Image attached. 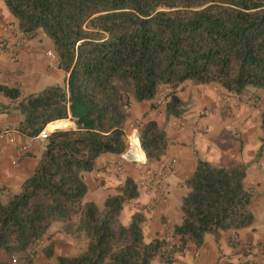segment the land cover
Listing matches in <instances>:
<instances>
[{
  "label": "trees",
  "instance_id": "1",
  "mask_svg": "<svg viewBox=\"0 0 264 264\" xmlns=\"http://www.w3.org/2000/svg\"><path fill=\"white\" fill-rule=\"evenodd\" d=\"M1 1L20 34L42 33L51 40L57 69L65 75L62 85L37 94L0 85V95L20 117L16 132L33 138L61 120L74 127L54 130L39 143L36 168L18 192L0 187V264H36L39 258L53 264L160 259V239L144 240L143 214L134 213L128 225L120 219L124 206L139 196L135 179L126 176L99 210L83 201L84 176L101 156L125 151L132 101L154 104L163 90L165 116L179 118L184 110L177 91L186 83L216 85L239 98L250 88L264 92V0ZM135 126L146 163L158 162L168 146L166 132L151 120ZM260 141L257 156L264 152V107ZM246 172L241 163L217 167L197 161L180 199L181 222L171 227L181 245L199 248L206 235L217 239L254 224ZM74 220L85 250L55 256L49 228ZM3 256L10 261L2 262Z\"/></svg>",
  "mask_w": 264,
  "mask_h": 264
},
{
  "label": "crops",
  "instance_id": "2",
  "mask_svg": "<svg viewBox=\"0 0 264 264\" xmlns=\"http://www.w3.org/2000/svg\"><path fill=\"white\" fill-rule=\"evenodd\" d=\"M37 36L27 38L20 34L17 31L15 20L0 0V42L4 41L7 44V46L0 47V85L15 87L23 95H28L37 94L48 86L64 83L65 75L57 69L56 58L44 54V51L34 44ZM188 84L190 83H186L185 86ZM197 86L196 94H192L191 97L190 94L188 95L189 101L182 97L184 90L177 94L183 105L188 107L179 118L166 117L163 110L160 114L161 109L156 110L150 102L135 103L131 107L132 117L144 116L146 121H155L159 127L165 125L164 131L168 138L167 149L158 162L148 164L149 166L146 164L147 170L161 165L169 166L173 163L166 181L167 193L162 202L154 201V192L139 189L138 198L127 203L121 212L120 219L124 225L131 222L134 213L143 214L145 221L142 232L146 243L153 239H160L168 229L181 222L180 210L177 215L172 210L176 200L174 190L177 187L181 189L185 187V182L192 176L198 160L217 167H229L237 163L247 165L252 158L257 156L261 147L259 134L256 142L252 143H245L244 140L233 137V126L224 119L221 112V109L225 110L228 105H225L224 101L232 100L230 95L225 94V91L216 85ZM221 94H223V101L220 99ZM191 102L194 103L189 107ZM237 110L245 118L244 121L240 120L241 123H246L244 125L247 126L250 122L246 117L248 109L241 105ZM19 121L20 117L12 109L11 102L0 95V132L4 130L13 132L10 138H0V187L11 193L18 192L22 182L32 175L42 153V145L39 143L25 153L20 151L26 139L18 135L15 130ZM61 121H65V126L68 127L56 128L52 125L58 121L50 123L49 126L55 130L74 127V124L68 120ZM244 125L241 124L242 127ZM242 130V133L246 134L244 129ZM115 157L117 156L110 154L101 156L97 160L95 170L84 176L87 193L91 192L95 196L101 192L104 201L108 196L116 194V189L122 184L116 178V175L120 174H117L113 168L106 167V164ZM261 167L252 169L254 180L256 178L261 180V173L264 178ZM138 168L142 167L138 166ZM138 172L139 170L129 171L126 176H132L137 182L141 178ZM247 174L246 172L244 186H246ZM257 185L256 182L253 187L250 185L245 187L253 194V214L255 208L253 199ZM260 197L262 198L263 195ZM90 202L95 204L94 201ZM175 216L177 222L171 223L170 219H175ZM76 221L73 222L76 223ZM65 225L53 223L50 227L51 231L47 232L54 245V255H78L85 250L86 240L84 241L82 233H74L75 230L64 232ZM80 238L83 242L78 245L77 241ZM263 241L264 233L257 232L254 225L238 231L222 232L217 239L212 235H206L201 247H188L186 253L176 254L172 264H264L263 250L260 248L257 250L256 247ZM1 261L8 262L10 258L3 256ZM151 264L161 263L159 260H154Z\"/></svg>",
  "mask_w": 264,
  "mask_h": 264
},
{
  "label": "rangeland",
  "instance_id": "3",
  "mask_svg": "<svg viewBox=\"0 0 264 264\" xmlns=\"http://www.w3.org/2000/svg\"><path fill=\"white\" fill-rule=\"evenodd\" d=\"M34 44L37 45V47L40 50H43L44 54H47V55L49 54L50 57H53V56L55 57L53 44H52L51 40L48 37H46L44 34L39 33L38 36L36 37L35 41H34ZM197 87H198L197 85H193L191 83L186 85V86L184 84L182 86V88L179 91H177V94L182 93L184 90L182 97H184L185 100L189 101V98H187L188 95L190 94L189 96L191 97L192 94H196V91L198 89ZM224 93L227 94L226 92H224ZM165 94H166V92L162 90L161 93L159 94V98L157 100L155 99V101L157 102L159 99L163 98L165 96ZM229 97H232V100L230 102L224 101V102H226L225 105H227V104L228 105L225 107V110H224V108L221 109V112H222V115H224V119L227 122H229L230 125L233 126V137L238 139V140L239 139L244 140L245 143H247V142L252 143L253 141L256 142V140L258 139V134L260 137V113L264 107V92L261 90H255V89L250 88L247 91H245L244 95L241 96L240 98L237 96H229ZM220 99L223 101V94L220 95ZM249 99H254L256 101V103L259 104V107H255V105L247 103V100H249ZM162 101H164V100H162ZM156 102H154V104H152V107L155 108L156 110L158 108L161 109L160 110V114H161L162 110L164 109V107H163L164 104L161 106H158V105H156ZM198 102H200V101H198ZM135 103L136 102L132 101L133 105H135ZM192 103H194V102L189 103V107L191 106ZM241 105L243 107H245L246 109H248L246 117L248 118V121H250V122L247 126L244 125L246 123H241V121L242 120L244 121L245 118L241 115V112L239 110H237ZM182 108L185 111V108H188V107L183 105ZM132 115H133V113H132ZM141 119L143 121H146L144 116H142L141 118H135V117L131 116V113L128 115V118H127V121L125 124V135L126 136L131 132V130H136L135 123ZM212 119H214V118H212ZM69 122L71 123V121H69ZM56 124H61L62 125L61 128L62 127L67 128L68 127V126H65L66 125L65 121L62 123H56ZM241 124L244 125V127H242ZM162 126H161V128L164 130L165 125H162ZM242 129H244V133H246L247 135L242 133V131H243ZM244 135H246V136H244ZM258 164H259V166H262L261 168H262L263 174H264V153L256 156L255 158H252V161L246 165L248 174H247V179L245 181L246 182L245 185L246 186L250 185L253 187V186H255L256 182L258 184L257 187L255 188L256 192H255V196L253 199V203H254V207H255L254 208L255 221H254L253 225L256 226L257 232L260 231L261 233H264V178L262 177L263 175L261 173V178H260L261 180H258L259 178H256L254 180L255 177L252 174V169L259 167ZM149 165L147 164V166H149ZM141 167L142 168H140V169L138 168V166L131 167L130 170H127L123 174L116 175V178L118 180H120L121 182H123V180L126 177V174L129 173V171H134V170H137V171L139 170L138 174L140 175L141 178H143L144 177L143 175H145V173L148 170L146 168V165L141 166ZM140 179L137 180V183L139 182ZM259 185L261 187H259ZM186 193H187L186 187H184L182 189L177 187L176 190H174V199L176 196V200L174 201L175 204L173 205L174 208L172 210H173V212H175L176 215L179 213L180 199ZM261 195H263L262 198L260 197ZM83 201L84 202L94 201L95 205L97 206V208L99 210L103 209L104 199H103V193H101V192H98L95 196H93L91 194V192L90 193L88 192V193H86ZM170 221H171V223H176L177 222L176 216H175V219L174 218L170 219ZM63 229H64V232H71V231L73 232L75 230V222H72L68 226L65 225ZM169 230H171V228L168 229L167 231H169ZM50 231H51V228H49L48 233ZM84 241H85V238H84ZM81 242H83V239H81V238L78 239V241H77L78 245H81ZM263 244H264V241H263V243H260L259 245H257L256 246L257 250L259 248L261 250H263ZM80 249H81V247H80ZM260 257H262V255H260ZM157 260L160 261V259H157ZM53 263H54L53 259H51L49 261H44L43 258H39L36 260V264H53ZM160 263H161V261H160Z\"/></svg>",
  "mask_w": 264,
  "mask_h": 264
},
{
  "label": "built area",
  "instance_id": "4",
  "mask_svg": "<svg viewBox=\"0 0 264 264\" xmlns=\"http://www.w3.org/2000/svg\"><path fill=\"white\" fill-rule=\"evenodd\" d=\"M7 46L4 41L0 42V47ZM247 103L259 107V104L256 103L254 99L247 100ZM158 106H161L163 102L158 100L156 103ZM55 129L47 125L36 137L26 139L25 143L20 147V151L25 153L32 146L38 144L45 140V138L53 132ZM13 134L10 130H4L0 132V138H10ZM146 157L141 149L137 131L131 130V132L126 136V149L125 151L115 157L113 160L109 161L106 164V167L113 168L117 174H123L131 167L135 166H145ZM171 166L173 163H170L169 166L161 165L159 167H153L148 169L143 178L138 182V189L145 192H154V201L160 203L165 199L167 193V177L171 171ZM161 250H160V261L162 264H170L175 261L176 254H184L187 252L188 247L181 245V243L176 239L171 230L167 231L161 238ZM11 262L14 263L15 259L11 258Z\"/></svg>",
  "mask_w": 264,
  "mask_h": 264
},
{
  "label": "bare ground",
  "instance_id": "5",
  "mask_svg": "<svg viewBox=\"0 0 264 264\" xmlns=\"http://www.w3.org/2000/svg\"><path fill=\"white\" fill-rule=\"evenodd\" d=\"M60 123H61V122H60ZM52 125H54L56 128H61V126H62L61 124H56V123H53ZM52 125H51V126H52Z\"/></svg>",
  "mask_w": 264,
  "mask_h": 264
}]
</instances>
